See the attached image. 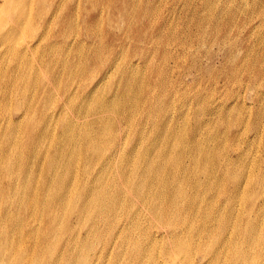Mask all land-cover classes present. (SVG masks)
<instances>
[{
    "label": "bare ground",
    "instance_id": "bare-ground-1",
    "mask_svg": "<svg viewBox=\"0 0 264 264\" xmlns=\"http://www.w3.org/2000/svg\"><path fill=\"white\" fill-rule=\"evenodd\" d=\"M225 2L228 6L227 2L231 1ZM260 2L255 0L254 4ZM55 5L56 0H0V198L16 189L15 206H23L27 216L38 222L36 226L29 223L30 219L22 224L17 222L22 227L19 236L12 240L6 230L4 243H0V259L9 260L12 255L13 260L7 264H100L101 261L105 264L104 260H129L132 264H264V33L259 61L250 64L244 82L245 94L239 96L244 101L249 96L254 100L253 104L248 108L244 106L247 112L243 118L238 117L242 110L237 118L234 116L228 130L224 126L222 140H229L226 148L206 147L202 141L203 130L207 129L208 141L217 140L216 130H211L214 121L202 120L198 115L203 110L196 114L194 121H191L193 118L188 120V114L186 116L180 110L174 114L173 108L167 105L174 96L167 93L157 94L140 86L141 89L132 94L131 83L136 79L137 67L132 60L123 69L117 62L119 57L104 60L100 53L84 54L86 43L81 39L72 43L61 40L42 45L45 36H38L37 30ZM85 15L89 17L90 11ZM92 15L98 20L101 17L99 12ZM55 16L53 10L47 18L49 25ZM233 16H229L230 22L237 27V19ZM109 22L108 36H115L112 22ZM248 22L242 23L241 28L245 29ZM148 23L154 27L155 21L151 19ZM86 32L90 35L89 26ZM75 47H78V56L84 58L79 62L78 58L71 60L69 56ZM57 50L62 55L59 59L45 60L44 56H52ZM38 60L46 67L45 71L40 69L42 75L35 72ZM96 69L101 73L92 86L82 82L72 88L73 77L78 75L87 79ZM65 70L69 78L64 82L61 75ZM46 71L51 76L48 83L44 79ZM111 72H119L125 84L115 86L118 92L109 97L107 90L115 87L113 83H107V86L104 83ZM59 88L64 92L57 100L53 92ZM120 93L124 100H121ZM69 110L77 117L69 118ZM215 110L211 108L208 114L214 115L218 111ZM79 118L83 120L79 122ZM80 165L82 170L78 167ZM4 178L10 181L6 186L1 185ZM9 204L5 202L4 213L10 209L7 208ZM60 222L62 227L58 226ZM85 223L90 226L83 231L81 226ZM61 238L64 245L59 252Z\"/></svg>",
    "mask_w": 264,
    "mask_h": 264
},
{
    "label": "rangeland",
    "instance_id": "rangeland-1",
    "mask_svg": "<svg viewBox=\"0 0 264 264\" xmlns=\"http://www.w3.org/2000/svg\"><path fill=\"white\" fill-rule=\"evenodd\" d=\"M60 1V2H59ZM95 1V2H94ZM101 1V2H100ZM108 1V2H107ZM178 1V2H177ZM185 1V2H184ZM192 3H191V2ZM226 1V0H225ZM223 0L222 3L216 4L214 0H56V4L54 8H51L50 12L46 15L45 20H43L40 23L41 28H38L37 30L38 36H45V39L42 42V45H46L49 42L54 41H61L65 40L68 42H74L78 39V41L84 40L82 42L86 43L84 46V54H94V53H100L102 54V59L113 58V57H119L117 59V62L120 63L121 68L125 69L127 66V62L132 60L134 64H136V73H134L136 79L133 80L131 83L133 87L131 92L137 93V90L139 91L141 89L140 86L145 87L146 90L150 89L151 91H155L154 93H167L172 96H174V99L168 103L167 105L170 106V109L174 114L177 115L178 111L184 112V114L188 120H191L193 118H196V114H199L200 111L201 115H198L201 117V119L213 122V126H211V130H216L217 132V140H207L206 139V133L207 129L203 130L205 131L203 135V143L206 145V147L211 146H217L218 148H226L228 145L229 140L227 141L226 138L223 139V131L228 130V127L231 122H233L234 116L237 118L238 113L242 110V112L239 113L238 117L243 118L245 115L244 113L247 111L245 110L246 106L247 108L251 106L254 102L249 96H247L246 100L244 101L242 98L240 100L239 96H243L245 94V83H246V76L247 72L249 71L250 64L251 63H258L260 53L261 52V40L264 33V3L263 0H260L258 5L254 4L255 0H230L231 2H227L228 6L226 5V2ZM242 1V2H241ZM247 1V2H245ZM84 2V3H83ZM97 2V3H96ZM133 2V3H132ZM148 2V3H147ZM157 2V3H156ZM162 2V3H161ZM164 2V3H163ZM189 2V3H188ZM204 2V3H203ZM233 2V3H232ZM235 2V3H234ZM250 2V3H249ZM253 4H252V3ZM61 3V4H60ZM106 3V5H105ZM127 3V4H126ZM191 3V4H190ZM207 3V4H206ZM214 3V4H213ZM229 3L231 5H229ZM83 4V5H81ZM102 4V5H101ZM110 4V5H109ZM133 4V5H132ZM143 4V5H142ZM148 4V6H147ZM160 4V6H159ZM205 4V5H204ZM217 8H216V6ZM239 4V5H237ZM244 4V5H243ZM64 5V6H63ZM76 5V6H75ZM91 5V6H89ZM105 5V6H104ZM133 8H132V6ZM163 5V6H162ZM223 5V6H222ZM233 5V6H232ZM246 5V6H245ZM263 5V6H262ZM131 6V7H130ZM210 6V7H209ZM231 6V7H230ZM238 6V9H237ZM59 7V8H58ZM63 7V9H62ZM90 7V8H89ZM96 7V8H95ZM130 9H129V8ZM154 7V8H153ZM172 7V8H171ZM193 7V8H192ZM229 7V8H228ZM255 7V8H254ZM260 7V9H259ZM262 7V8H261ZM83 8V9H82ZM95 8V10H94ZM101 8V10H100ZM104 8V9H103ZM106 8H108L106 10ZM189 8V9H188ZM228 8V9H226ZM247 8V10H246ZM82 9V11H81ZM144 9V10H143ZM166 9V11H165ZM173 11H172V10ZM187 9V10H186ZM193 9V10H192ZM199 9V10H198ZM217 9V11H216ZM237 9V10H236ZM252 9V10H251ZM255 9V10H254ZM55 10V20L53 23H50L49 25L47 18L49 19L51 12ZM59 10V11H58ZM75 10V12H74ZM115 10V11H114ZM124 10V11H123ZM160 10V11H159ZM208 10V11H207ZM219 10V12H218ZM241 10V11H240ZM262 10V11H261ZM86 11H90V16L86 18ZM133 11V12H132ZM145 11V12H144ZM188 11V12H187ZM199 11V12H198ZM202 13H201V12ZM214 11V12H213ZM233 11V12H232ZM251 11V12H250ZM258 11V13H257ZM58 12V13H57ZM100 13L101 17H99V20L94 17L95 13ZM102 12V13H101ZM117 12V13H116ZM124 12V13H123ZM209 12V13H208ZM217 12V13H216ZM237 12V13H236ZM242 12V13H241ZM249 12V13H247ZM257 19H256V15ZM261 12V13H260ZM119 13V14H118ZM122 13V14H121ZM144 13V14H143ZM199 13V14H198ZM226 13V15H225ZM251 13V14H250ZM112 14V15H111ZM172 14V15H171ZM191 14V15H190ZM221 15L219 18L218 15ZM224 14V16H223ZM249 14V16H248ZM124 17H121V16ZM200 15V16H199ZM234 15V16H233ZM245 20H244V16ZM251 15V16H250ZM74 16V17H73ZM93 16V17H92ZM130 16V17H128ZM199 16V17H198ZM203 16V18H202ZM229 16L236 17L237 19V27L236 25L233 26L230 22ZM247 16V17H246ZM262 16V18H261ZM73 17V18H72ZM82 17V18H81ZM85 17V18H84ZM108 17V18H107ZM149 17V18H147ZM153 17V18H152ZM186 17V18H185ZM205 17V18H204ZM259 17V19H258ZM70 18V19H69ZM106 18V19H105ZM116 18V19H114ZM128 18V20H127ZM147 18V19H146ZM181 18V19H180ZM212 18V19H211ZM215 18V20H214ZM65 19V20H64ZM96 19V20H95ZM108 19V20H107ZM131 19V20H129ZM142 19V20H141ZM155 21L154 27L148 25L149 20ZM175 19H177L175 21ZM188 19V20H187ZM201 19V20H200ZM208 19V20H207ZM248 19V20H246ZM263 19V20H262ZM102 20V21H101ZM119 20V21H118ZM122 20V21H120ZM126 20L128 22H126ZM135 20V22H134ZM174 20V21H173ZM187 20V21H186ZM198 20V21H197ZM218 20V21H217ZM229 20V22H228ZM254 22H253V21ZM72 21V22H69ZM77 21V22H76ZM98 21V22H97ZM101 21V22H100ZM108 21V23H107ZM112 22V27L114 30L115 36H108L107 30H109L110 22ZM175 23H173V22ZM201 21V22H200ZM242 21V22H241ZM249 21V22H248ZM94 22V23H93ZM118 22V23H117ZM124 24H123V23ZM166 22V23H165ZM186 22V23H185ZM191 22V23H190ZM195 22V23H194ZM200 22V23H199ZM211 22V23H210ZM248 22L247 27H243L242 25ZM251 22V23H250ZM253 22V23H252ZM81 23V24H80ZM98 23V25L96 24ZM100 23V25H99ZM116 23V24H115ZM127 23V24H126ZM134 23L136 25H134ZM140 23V24H139ZM169 25H168V24ZM188 23V24H187ZM202 23V24H201ZM204 23V24H203ZM226 23V24H225ZM228 23V24H227ZM230 23V24H229ZM243 23V24H242ZM76 24V25H75ZM91 24V25H90ZM119 26H118V25ZM122 24V25H121ZM176 26H174V25ZM207 24V25H206ZM211 24V25H210ZM241 24V25H240ZM250 24V25H249ZM257 24V25H256ZM68 25V26H67ZM106 25V26H105ZM168 25V26H167ZM171 25V26H170ZM187 25V26H186ZM194 25V26H193ZM215 27H213V26ZM226 27H225V26ZM229 25V26H228ZM254 25V27H253ZM262 25V26H261ZM72 26V27H71ZM87 26L90 27V35L87 34L86 28ZM101 28H100V27ZM108 26V27H107ZM220 26V27H219ZM258 26V27H257ZM38 27V26H37ZM53 27V28H52ZM56 27V28H55ZM78 27V28H77ZM80 27V28H79ZM122 27V28H121ZM160 27V28H159ZM174 27V29H172ZM207 27V28H206ZM210 27V28H209ZM228 27V28H227ZM231 27V28H230ZM68 28V29H67ZM97 28V29H95ZM126 28V29H125ZM149 28V29H148ZM192 28V29H191ZM228 29L226 31V29ZM233 28V29H232ZM241 28V32H240ZM255 28H258L255 29ZM55 29V30H54ZM63 29V30H62ZM77 29V30H76ZM79 29V30H78ZM99 29V31H98ZM119 29V30H118ZM181 29V30H180ZM206 29V30H205ZM210 29V30H209ZM215 29V30H214ZM231 29V31H230ZM243 29V30H242ZM249 29V30H248ZM255 29V30H254ZM262 29V30H261ZM95 30V31H94ZM169 30V31H168ZM197 30V32H196ZM225 30V31H224ZM70 33H69V32ZM98 31V32H97ZM106 31V32H105ZM145 31V32H144ZM156 31V32H155ZM172 31V32H171ZM175 31V33H174ZM177 31V32H176ZM195 33H194V32ZM213 31V32H212ZM218 31V33H217ZM236 31V32H234ZM76 32V34H75ZM95 32V33H94ZM189 32V34H188ZM210 32V33H209ZM227 34H226V33ZM247 32L249 34H247ZM252 32V33H251ZM255 32V34H254ZM53 33V34H52ZM83 33V34H82ZM169 33V34H168ZM171 33V34H170ZM186 33V34H185ZM204 33V34H203ZM216 33V34H215ZM224 33V35H223ZM240 33V34H239ZM258 33V34H256ZM260 33V34H259ZM72 34V35H71ZM103 34V35H102ZM118 34V35H117ZM128 34V35H127ZM177 35L175 37V35ZM180 34V35H179ZM202 35L199 36V35ZM210 34V35H209ZM226 34V35H225ZM246 34V36H245ZM68 35V36H67ZM86 35V36H85ZM97 35V36H95ZM100 35V36H99ZM126 35V36H125ZM144 35V36H143ZM157 35V36H156ZM159 35V36H158ZM168 35V36H167ZM197 35V37H196ZM204 35V36H203ZM232 35V36H231ZM238 35V37H237ZM251 35V37H250ZM70 36V37H69ZM105 36V37H104ZM155 36V37H154ZM256 36V37H255ZM66 37V38H65ZM68 37V38H67ZM84 37V38H83ZM94 37V38H93ZM98 37V38H97ZM151 37V38H150ZM175 37V38H174ZM178 37V38H177ZM190 37V38H189ZM221 37V38H220ZM225 37V38H224ZM232 37V40L231 38ZM237 37V38H236ZM244 37V38H243ZM65 38V39H64ZM157 38V39H156ZM168 38V39H167ZM214 38V39H213ZM248 38V39H247ZM254 38V39H253ZM256 38V39H255ZM258 38V40H257ZM94 39V41H92ZM154 39V40H153ZM161 39V40H160ZM176 39V40H175ZM198 39V40H197ZM200 39V40H199ZM222 39V40H221ZM224 39V40H223ZM236 39V40H235ZM244 39V40H243ZM91 40V41H90ZM157 40V41H156ZM168 40V41H167ZM187 40V41H186ZM203 40V41H202ZM231 40V41H230ZM140 41V42H139ZM155 41V42H154ZM166 41V42H165ZM179 41V42H178ZM196 41V43H195ZM203 43H202V42ZM209 41V42H208ZM230 41V42H229ZM243 41V43H242ZM247 41V42H246ZM252 41V42H251ZM127 42H129L127 44ZM152 42V43H151ZM185 42V43H184ZM199 42V43H197ZM221 42V43H220ZM224 42V43H223ZM234 44H233V43ZM259 42V44L257 43ZM160 43V44H159ZM189 43L191 45H189ZM242 43V44H241ZM99 44V45H97ZM149 44V45H148ZM189 46H188V45ZM217 44V45H216ZM92 45V46H90ZM128 45V46H127ZM152 45V46H151ZM156 45V46H155ZM176 45V46H175ZM184 45V47H183ZM220 45V46H218ZM230 45V46H229ZM260 45V46H259ZM88 46V47H86ZM118 46V47H117ZM127 46V47H126ZM163 46V47H162ZM166 48H165V47ZM169 46V47H168ZM182 46V47H180ZM194 46V47H193ZM254 46V47H253ZM259 46V47H257ZM110 47V48H109ZM156 47V48H155ZM190 47V48H188ZM197 48V50L195 49ZM221 47V48H220ZM226 47V49H225ZM230 47V48H229ZM239 47V48H238ZM252 47V48H251ZM78 47H75V49L72 50V54L69 55L70 59L76 60L79 62L80 59L83 57L79 55V52L77 51ZM99 48V49H98ZM148 48V49H147ZM176 48V49H175ZM193 48V49H192ZM212 48V49H211ZM236 48V49H235ZM238 48V51H237ZM244 48V49H243ZM257 48V49H256ZM87 49V50H86ZM105 49V50H104ZM118 49V50H117ZM121 49V50H120ZM151 49V50H150ZM169 49V50H168ZM174 49V51H173ZM180 49V51H179ZM192 51H190V50ZM221 49V50H220ZM229 49V50H228ZM232 49V50H231ZM241 49V50H240ZM247 49V50H246ZM86 50V52H85ZM110 52H109V51ZM116 50V51H115ZM147 50V51H146ZM158 52L156 53V51ZM182 50V51H181ZM196 50V51H195ZM207 50V53L204 52ZM223 50V51H222ZM246 50V51H245ZM258 50V51H257ZM89 53H88V52ZM97 51V52H96ZM104 51V52H103ZM120 51V52H119ZM146 51V52H145ZM164 51V52H163ZM173 51V52H172ZM187 51V52H186ZM203 51V52H202ZM210 51V52H209ZM232 51V52H231ZM235 51V52H234ZM240 51V52H239ZM58 52V53H57ZM107 52V54H106ZM145 52V53H144ZM169 52V53H167ZM178 52V53H177ZM209 52V53H208ZM214 52V53H213ZM229 52V53H228ZM248 52V53H247ZM55 53V52H54ZM52 56H44L45 60L48 61L51 60V57L55 60L59 59L62 55L59 53V50L56 51V53ZM122 55H121V54ZM140 53V54H139ZM155 53V54H154ZM162 53V54H161ZM185 53V54H183ZM194 55L190 57L191 54ZM195 53V54H194ZM201 53V54H200ZM232 53V54H231ZM238 53V54H237ZM240 53V54H239ZM105 54V56H104ZM118 54V55H117ZM133 54V56H132ZM190 56H189V55ZM197 54V55H196ZM206 54V55H205ZM214 54V55H212ZM256 54V55H255ZM116 55V56H115ZM121 55V56H120ZM135 55V58L133 59ZM142 55V56H140ZM151 57H150V56ZM162 55V56H161ZM169 59H167V57ZM175 55V57H174ZM211 55V56H210ZM216 55V56H215ZM230 55V56H229ZM242 55V56H241ZM247 55V56H244ZM250 55V56H249ZM140 56V58H139ZM181 56V58H179ZM208 56V57H207ZM239 58H238V57ZM73 57V58H72ZM149 57V58H148ZM165 57V58H164ZM189 57V58H188ZM209 57L210 60H209ZM214 57V58H213ZM245 57V58H244ZM124 58V60H123ZM160 58V59H159ZM163 58V59H162ZM174 58V59H172ZM183 58V59H182ZM187 58V59H186ZM248 58V59H247ZM52 59V60H53ZM84 59V58H83ZM123 61H122V60ZM129 59V60H128ZM149 59V60H148ZM155 59V60H154ZM159 59V60H157ZM176 59V60H175ZM181 59V60H180ZM195 60V62L193 61ZM203 61H202V60ZM236 59V60H235ZM167 60V61H166ZM170 60V61H169ZM200 60V61H199ZM209 60V61H208ZM232 60V61H231ZM238 60V61H237ZM245 60V61H244ZM45 61V62H46ZM144 61V63H143ZM154 61V63L152 62ZM158 61V63H157ZM162 61V62H161ZM166 61V63H165ZM169 61V62H168ZM173 61V62H172ZM185 61V62H184ZM199 61V62H198ZM202 61V62H201ZM243 61V62H242ZM255 61V62H254ZM141 62V63H140ZM148 62V63H147ZM184 62V63H183ZM204 62V63H203ZM232 62V64H231ZM236 62V63H235ZM41 65H39V64ZM147 63V64H146ZM165 63V64H164ZM182 63V64H181ZM192 63V64H191ZM198 63V64H197ZM230 63V64H229ZM239 63V64H238ZM242 63V64H241ZM142 64V65H141ZM146 66H145V65ZM176 64V65H175ZM181 64V66H180ZM190 64V65H189ZM197 66H195V65ZM201 64V65H200ZM141 65V66H140ZM153 65V66H152ZM163 65V66H162ZM173 65V66H172ZM179 65V66H178ZM203 65V66H202ZM235 65V66H234ZM239 65V66H238ZM93 65L92 67H94ZM125 66V67H124ZM143 66V67H142ZM167 66V67H166ZM178 68H177V67ZM206 66V67H205ZM242 66V68H241ZM152 67V68H151ZM180 67V68H179ZM190 67V68H188ZM244 67V68H243ZM35 72H40L39 74L42 75L43 71H45L46 67L44 64L40 63L39 60L35 62ZM39 68V69H38ZM138 68V69H137ZM172 68V69H170ZM186 68V69H185ZM188 68V69H187ZM208 68V69H206ZM237 68V69H236ZM241 68V70H240ZM41 69V70H40ZM141 69H143L141 71ZM158 69V70H157ZM160 69V70H159ZM183 69V70H182ZM195 71H194V70ZM201 69V70H199ZM204 69V70H203ZM39 70V71H38ZM94 70V68H93ZM146 70V71H145ZM151 70V71H150ZM169 70V71H167ZM178 70V72H177ZM189 70H191L190 73ZM237 70V71H236ZM159 71V72H158ZM185 71V72H184ZM206 71V72H205ZM243 71V72H242ZM246 71V72H245ZM95 72V73H94ZM94 72H92V75H89L86 79V77L83 76H75L72 78V88L77 87L79 84L82 85L83 83L85 85L90 86L93 85V81L100 75L101 70L96 69ZM143 72V73H142ZM158 72V73H157ZM167 72V73H166ZM224 72V73H223ZM238 72V73H237ZM242 72V73H241ZM245 72V73H244ZM47 75L44 76L46 83H48L49 79L51 81V76L49 72H47ZM65 73V74H64ZM113 73V74H112ZM139 73V75H138ZM143 75H142V74ZM232 73V74H231ZM237 73V75H235ZM158 74L157 78L156 75ZM163 74V75H162ZM178 74V75H177ZM181 74V76H180ZM186 74L187 75L186 77ZM197 74V75H196ZM226 74V75H225ZM231 74V75H230ZM240 74V75H239ZM116 75V76H115ZM166 75V77H165ZM170 75V76H169ZM174 75V76H173ZM185 75V76H184ZM199 75V76H198ZM220 75H222V78ZM225 75V76H224ZM230 75V76H229ZM68 71H62L61 75V81H66L68 77ZM104 83V85L107 83L108 85L110 83H113V86L117 87L118 84H125V79L122 76H120L119 72H111ZM113 76V78H112ZM140 76H142L140 78ZM176 76V77H175ZM180 76V78H179ZM79 77V80H78ZM92 77V78H91ZM95 77V78H94ZM170 77V79H169ZM199 77V78H198ZM218 77V78H216ZM227 77V78H226ZM235 77V78H234ZM238 77V78H237ZM47 78V79H46ZM49 78V79H48ZM64 80H63V79ZM90 78V79H89ZM119 78V79H118ZM139 78L141 80H139ZM241 78V79H239ZM66 79V80H65ZM112 79V81H111ZM114 79V80H113ZM169 79V80H168ZM211 79V80H210ZM228 81H227V80ZM74 80V81H73ZM82 80V81H81ZM85 80V81H83ZM88 80V81H87ZM110 80V82H109ZM119 80V81H118ZM156 80V81H155ZM161 80V81H160ZM165 80V81H164ZM183 80V81H182ZM187 80V81H186ZM233 80V81H232ZM236 80L238 82H236ZM92 81V82H91ZM135 81V84H134ZM139 81V82H138ZM149 81V82H148ZM181 81V82H180ZM83 82V83H82ZM86 82V83H85ZM118 82V83H117ZM124 82V83H122ZM153 82V83H152ZM184 82V83H182ZM232 82V83H231ZM242 82V84H240ZM245 82V83H244ZM63 83V82H62ZM78 83V85H77ZM116 83V84H115ZM137 83V84H136ZM140 83V85L138 84ZM147 83V84H146ZM160 83V84H159ZM176 83V85H175ZM178 83V84H177ZM217 83V84H216ZM239 83V84H237ZM156 84V85H155ZM174 84V85H173ZM180 84V85H179ZM198 84L200 85L198 87ZM213 84V85H212ZM244 84V85H243ZM170 85V86H169ZM229 85V86H228ZM241 85V86H239ZM243 85V86H242ZM148 86V87H147ZM154 86V87H152ZM180 86V87H178ZM208 86V87H207ZM232 88H231V87ZM234 86V87H233ZM238 86V87H237ZM114 88L110 91V89L107 90V94L109 97L118 92V87ZM147 87V88H146ZM151 87V88H150ZM160 89H159V88ZM163 87V88H162ZM182 87V89H181ZM195 87V88H194ZM241 87V89H240ZM244 87V88H243ZM122 88V87H121ZM138 88V89H137ZM173 88V89H172ZM178 88V89H177ZM185 88V90H183ZM199 88V89H198ZM136 91H135V90ZM165 89V90H164ZM177 89V90H176ZM181 89V90H180ZM190 91H189V90ZM207 89V90H206ZM209 89V90H208ZM211 89V90H210ZM214 89V90H213ZM228 89V90H227ZM238 89V90H237ZM192 90V91H191ZM194 90V91H193ZM227 90V91H226ZM231 90V91H230ZM235 90V92H234ZM54 89H51V92H53ZM56 91V92H55ZM55 93L53 92L55 98L59 100L61 97L60 95H63L64 90L62 88L55 89ZM110 91V92H109ZM117 91V92H116ZM173 91V92H172ZM178 91V92H177ZM183 91V92H182ZM188 91V92H187ZM198 91V92H196ZM205 91V92H204ZM114 92V93H113ZM134 92L132 94H134ZM210 92V93H208ZM224 92V93H223ZM227 94H226V93ZM239 92V93H238ZM174 93V95L172 94ZM180 93V95H178ZM183 93V94H182ZM195 93V94H194ZM197 93V94H196ZM202 93V94H201ZM206 93V94H205ZM58 94V95H57ZM134 94V95H135ZM176 94V95H175ZM189 94V95H188ZM201 94V95H200ZM210 96H209V95ZM235 94V95H234ZM242 94V95H241ZM253 93H248V95H252ZM186 95V96H185ZM194 95V96H193ZM205 95V96H203ZM232 95V96H231ZM237 95V96H236ZM121 100H124L123 97H121V93L119 94ZM180 96V97H179ZM201 96V97H200ZM223 96V98H222ZM59 97V98H58ZM200 97V98H199ZM211 97V98H210ZM234 97V98H233ZM236 97V98H235ZM238 97V98H237ZM123 98V99H122ZM178 98V99H177ZM183 98V99H182ZM203 98V100H202ZM206 98V100H205ZM182 99V100H181ZM189 99V100H188ZM199 99V100H198ZM234 99V100H233ZM178 103H177V101ZM208 100V101H207ZM224 100V101H223ZM186 101V102H185ZM244 101V102H243ZM82 102V101H81ZM183 102V103H182ZM191 102V103H190ZM224 102V103H223ZM240 102V103H239ZM242 102V103H241ZM182 103V104H181ZM210 103V104H209ZM223 103V104H222ZM57 104V101H56ZM184 104V106H183ZM196 104H198L196 106ZM202 104V106H201ZM235 104V105H234ZM181 105V106H180ZM188 105H190L188 107ZM211 105V106H210ZM230 105V106H229ZM243 105V107H242ZM174 106V107H173ZM180 106V107H179ZM194 107L191 109V107ZM196 106V107H195ZM233 106V107H232ZM236 106V108H235ZM13 107V106H12ZM183 107V108H181ZM186 107V108H185ZM198 107V111L197 110ZM222 107V108H221ZM180 108V109H179ZM188 108V110H187ZM201 108V109H200ZM213 108L214 110H218L217 113L214 115L208 114L209 111ZM220 108V109H219ZM228 108V111H227ZM236 110H235V109ZM239 108V110H238ZM195 109V110H194ZM208 109V110H207ZM178 110V111H177ZM185 110V111H184ZM215 110V111H216ZM220 110V111H219ZM233 114H232V112ZM14 109H11V112L14 113ZM223 111V112H222ZM227 111V113H226ZM238 111V112H237ZM244 111V112H243ZM176 112V113H175ZM187 112V113H186ZM199 112V113H198ZM218 112H220L218 114ZM192 113H195L194 115ZM191 114V116H190ZM217 114V116H216ZM236 114V115H235ZM69 118L77 117L75 113H73L71 110L67 113ZM75 115V116H74ZM193 115V116H192ZM205 115V116H204ZM221 115V117H220ZM231 115V116H230ZM250 115V112H249ZM15 116V114H13ZM71 116V117H70ZM204 116V117H203ZM225 116V117H224ZM137 117V116H136ZM189 117V118H188ZM211 117V118H210ZM218 118V119H217ZM224 118V120H223ZM232 118V119H231ZM80 119V118H79ZM78 119V120H79ZM83 119H80L79 122H81ZM229 120V121H228ZM231 121V122H230ZM218 122V123H217ZM220 122V123H219ZM230 122V123H229ZM183 124V122L181 123ZM211 124V125H212ZM221 125V126H220ZM216 126L218 128H216ZM220 126V127H219ZM225 126V130L223 129ZM190 127V126H189ZM191 128V127H190ZM223 130V131H222ZM214 132V133H215ZM220 132V134L218 133ZM58 134L60 135L59 131ZM219 135V136H218ZM251 136V135H250ZM21 137H24L21 136ZM221 139L219 140L218 139ZM207 140V141H206ZM223 141V142H222ZM207 142V143H206ZM219 142V143H218ZM212 143V144H211ZM216 143H218L216 145ZM209 144V145H208ZM208 145V146H207ZM222 147H221V146ZM227 145V146H226ZM220 146V147H219ZM255 150V149H254ZM80 170H82V165L78 166ZM7 180V181H6ZM1 180V185L6 186L10 182L7 178ZM8 182V183H7ZM16 189L9 190L7 194L3 195L0 198V234L3 236V233H8V237L10 240L17 238L20 234V227H22V222H25L26 220L29 221V223L33 226H36L38 222L35 220L34 217H28L26 212V209H24L23 206H15V203H17V193ZM12 193V195H11ZM15 195V196H13ZM5 196V197H4ZM12 196V197H11ZM4 197V199H2ZM11 197V198H10ZM14 197V198H13ZM13 198V199H12ZM12 199V200H11ZM4 201V202H3ZM5 202H9V206L7 208H10L6 213L3 212L4 210V204ZM11 202L13 209L11 207ZM18 207V208H17ZM18 210V212L16 211ZM21 210V211H20ZM10 211V212H9ZM20 211V212H19ZM26 212V213H25ZM2 214V215H1ZM5 214V215H4ZM9 215V216H8ZM5 216V217H4ZM21 216V217H20ZM28 217V218H27ZM11 220V221H10ZM4 221L7 223L5 224ZM14 222V223H13ZM17 222H20L19 224ZM75 223V222H74ZM17 224V225H16ZM89 223L83 224L84 227L83 231H85V228H88L90 226ZM4 227H3V226ZM19 225V226H18ZM61 222L59 223V227L61 226ZM88 226V227H87ZM9 227V228H8ZM9 229V230H8ZM13 229V230H12ZM3 230V231H1ZM7 230V231H6ZM16 230V231H15ZM12 231V232H11ZM15 231V232H14ZM11 233V235H9ZM0 236V237H1ZM4 238V239H3ZM1 237L0 243H4L5 236ZM63 239L61 238L60 241ZM63 241L59 242L58 251H62L63 248ZM12 255L9 258V260L12 259ZM8 258V257H6ZM8 259L2 258L0 259V264H7L9 261ZM13 260V259H12ZM107 261H115L114 264H123L126 262V264H132L129 260H104V263H108ZM123 261V262H122ZM128 261V262H127ZM9 263V262H8ZM100 264H103V261L100 262Z\"/></svg>",
    "mask_w": 264,
    "mask_h": 264
}]
</instances>
